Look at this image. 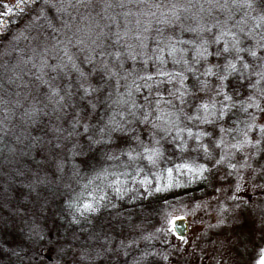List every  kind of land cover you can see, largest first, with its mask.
<instances>
[{
  "label": "rangeland",
  "instance_id": "374dc122",
  "mask_svg": "<svg viewBox=\"0 0 264 264\" xmlns=\"http://www.w3.org/2000/svg\"><path fill=\"white\" fill-rule=\"evenodd\" d=\"M53 3L49 7L45 0H0V264H255L264 247V49L258 47L264 42V0ZM74 27L102 28L104 33L108 70L95 61L81 64L96 89L89 96L78 89V74L41 68L49 54L62 57L56 42L71 38ZM221 29L234 32L245 49L235 60L237 70H228L223 82L219 76L225 74L226 61L235 59L234 49L209 57L211 65H221L209 76L203 75L204 62L191 73L182 63L175 64L167 51L163 65L155 58L156 46L164 47L171 36V42L187 50L184 56L191 63L195 44L183 41L198 44ZM144 36V55L132 61L127 46L140 51ZM225 39L234 42L231 36ZM222 46L211 45L210 50ZM116 51L122 53L120 58ZM145 56L152 57L147 65ZM121 61L124 68L108 75ZM245 63L250 67L245 69ZM134 66L133 75L126 76L124 69ZM157 67L172 74L184 71V85L156 76ZM145 68L153 75V95L159 89L176 106L180 130L166 141L146 143L148 152H131L136 148L132 134L113 131L115 124L109 121L115 116L123 122L119 112L127 109L129 90L137 103H144L146 96L153 99L142 87L144 80H136L138 92L131 83ZM201 81H207L206 86ZM221 83L223 93L217 96ZM50 85L58 87L60 95L70 92L71 98L58 105V97L49 99ZM178 87L188 92L185 104L168 96ZM202 87L205 91H197ZM224 94L231 99L225 100ZM252 96L260 108L249 107ZM213 97L221 103L213 104ZM201 103L209 104L207 111ZM222 105H227L223 117L218 115ZM179 108H184L183 114ZM209 112L210 122H202L200 117ZM81 118L90 125L87 134L80 125L74 132L73 124ZM89 136L100 143H92ZM151 149L159 154L149 159ZM105 151L119 158L106 160ZM183 164L190 167H179ZM177 218L186 221L183 236L174 231Z\"/></svg>",
  "mask_w": 264,
  "mask_h": 264
},
{
  "label": "snow or ice",
  "instance_id": "6c2138e0",
  "mask_svg": "<svg viewBox=\"0 0 264 264\" xmlns=\"http://www.w3.org/2000/svg\"><path fill=\"white\" fill-rule=\"evenodd\" d=\"M45 4L49 7L55 6L53 3V0H45ZM11 10V9H9ZM59 10V9H58ZM44 11V8H41V12ZM173 15L175 16L176 13L173 11ZM177 19H179V17H177ZM188 31H193L195 32L196 29L195 28H190L187 29ZM201 31H204L205 29L201 28ZM208 31H211V29H208ZM231 36L233 38V43L230 44L228 42V40L225 39V36ZM117 39H119V37H117ZM262 40H264V37L261 38ZM169 43H167L164 47H161L159 45L156 46V50L158 49V51H156V60L160 61L161 65H163L164 58H163V53L165 51H167V54L169 57L172 58L173 62L175 64H183L186 68V70L188 72L191 73H196L198 72V69L195 67L196 64H200L201 62H204V64L206 65L205 67V71H204V76H209V75H213V67L216 68H220L221 65L216 64V65H211L209 63V57L215 55L216 57H222L225 54L230 53L231 49H234L236 52V56L234 60H227L225 65L223 66L225 69V74L220 75L219 76V80L221 82H223L224 80H226L227 77V72L228 70L231 71H236L237 70V65L235 63V60H240L241 57L239 56V53L242 51H245V49L240 47V42L239 40L236 39V34L234 32L228 31L227 29H221L216 35H214L211 39H207V38H201L200 42L198 44L195 43V41H183V43H187V44H195V50L193 51L192 55L194 57V60L190 63V61L188 59L185 58L184 53L187 51L185 48H180L178 47L177 43H173L171 42L173 40V38L170 36L168 38ZM221 42H223V46L222 48H217L214 52L212 50H210L211 45H220ZM57 44H60L62 49H63V55L61 56H55L52 54H49L46 58H42L43 59V63L41 65V68H51L53 71H57L58 69L63 71V73L65 75H69L70 73L74 72L76 74H78V80L80 81L77 85L78 89L81 90L84 94V96H89L91 95L96 89L93 87L92 83L89 81L88 77H89V73L84 70L81 67L82 62L79 60L78 62V56H77V51H79L78 46L82 45L84 43V41L82 39H80L79 37L75 38V42H73L72 39H68L65 42L59 41L57 40L56 42ZM258 47L261 49H264V42H261L258 44ZM47 51V49L45 50ZM249 54L252 57H256L257 56V52L255 50H248ZM53 52H55V47L53 46ZM179 54V55H178ZM101 55H105V52H101ZM108 55H112L111 53H109ZM116 58H120L122 56V53L120 51H116L114 53ZM134 55H133V59H134ZM55 60V63H51L49 64L48 61L49 60ZM96 57L95 55H93L92 57H90L88 63L90 65L93 64V62L95 61ZM152 57H144V63L145 65H147V62L149 60H151ZM102 68L108 70V65L107 63L102 64L101 65ZM243 67L245 69L249 68L250 66L245 63L243 65ZM120 68L123 69L124 68V64L123 61L120 62ZM146 69V68H145ZM93 71H95V67H93ZM111 74L112 75H116V71L115 68L113 67L111 70ZM260 73H257V75H259ZM155 75L159 76V77H166L167 78V82L168 83H172L173 81H176L179 85H184V81L187 79V76H185L184 71H180V72H176L175 74L169 73L168 71H165L162 67H157L155 70ZM261 79H264V76H261ZM136 80H144L145 82L143 83L142 87L144 88H148L151 89L152 88V82H153V75L149 74L147 72V70L144 71L143 75H137L135 77V79L131 82L132 86H134L137 91H140L141 85L136 84ZM47 81H42V83H46ZM156 83H161L159 81H156ZM202 85L207 84V81H201ZM68 88H71L72 85L69 84L67 85ZM219 90L216 94H222L223 93V88L224 85L223 83H221L220 85H218ZM51 95L49 97V99H53L54 97H58L59 99L56 100L55 102L59 105L62 101L65 100L66 97L71 98V93L70 92H65L64 95H60V89L58 87L55 86H51ZM203 88V87H202ZM204 89V88H203ZM177 93H180L178 96L180 97V103L183 104L185 103V100L183 99L184 96L188 95L187 91H181V88H175ZM129 94H131L130 90H129ZM261 95H264V89H261ZM224 99L225 100H230L231 97L228 96L227 94H224ZM249 100L251 101V103L249 104V107H253L255 106L256 108H260L259 104L255 103V96L249 97ZM93 108H95V105H91ZM201 108L205 109V111H207V109L209 108V104L207 103H201L200 105ZM214 107V105H213ZM227 107V105H222V108L220 110V112L218 113L219 116L223 117L225 115L223 108ZM35 111V109H34ZM82 119H76L74 124H73V129L75 132V128L77 125L82 126L83 128V132L85 134H87L90 130V125L86 122V120L82 123ZM252 123H255V117L252 116L251 117ZM206 122H210V121H206ZM109 123H114L116 124V121H109ZM248 128L252 127V124H249L247 126ZM261 132L262 134H264V125H261ZM58 131L62 130V129H57ZM188 131V133L191 135V128H187L186 129ZM105 130L103 128L100 129V132L103 133ZM221 131H223V129H221ZM200 135H208L207 133H201ZM243 137L244 143L248 142V132L245 131L243 133ZM102 138V137H101ZM200 138V136H197L196 139L198 140ZM89 141H91L92 143H97L98 141L93 139V137L89 136L88 137ZM220 143H223V141H220ZM57 147H59V145H57ZM203 151H205L206 153L210 152L209 146L207 144H201L199 146ZM145 152H148L149 149L146 147L144 149ZM152 152V156H149V159H152L153 156H157L158 150L157 149H151ZM129 155H131V153H129ZM230 167H234L233 165H229ZM179 167L182 168H189L190 166L188 164H183L180 165ZM201 167H203L201 165ZM169 174L171 175L172 169H168ZM85 207H90V205H85ZM169 223H171V221H169ZM181 239H183V237H181ZM166 259V257H165ZM255 264H264V247L259 248L258 251V256L256 257L255 260Z\"/></svg>",
  "mask_w": 264,
  "mask_h": 264
},
{
  "label": "clouds",
  "instance_id": "9594fccd",
  "mask_svg": "<svg viewBox=\"0 0 264 264\" xmlns=\"http://www.w3.org/2000/svg\"><path fill=\"white\" fill-rule=\"evenodd\" d=\"M171 7L174 8L176 7V5H172ZM214 7L219 6L216 5ZM153 18H155L154 14ZM105 27H107V25H105ZM144 31L147 32V29L145 28ZM103 35L104 33L102 28L98 30H93L88 28L74 27V31L72 32L71 38H68L66 36L65 41H67L68 39H72L73 42H75L76 37L82 39L84 43L78 46L79 51H77V56L82 62V64L90 65L88 61L90 57L95 55V63L101 66L102 64L107 63V57L105 55H101V52L103 51L102 48L105 44ZM146 41L147 36H144L140 45L138 46L140 48V51H135L134 46L132 44H129L126 49L127 57L132 61H136L138 56H143V49L146 47ZM156 51H158V49ZM133 55L135 57L134 59ZM99 57H104V59L100 60ZM112 67L120 68V62H117ZM135 71V66L132 70L124 69L125 75L128 77H131L133 75V72ZM108 75H112L110 70L108 71ZM135 91L138 92L136 88ZM197 91H205V89L197 88ZM130 92L131 94H129L128 92L129 100L124 102L127 104V109L125 111L119 112V115L123 122L121 123L116 121L117 123L115 124V128H113L112 130L116 131L118 129L122 133L132 134V138L136 142V148H133L131 152H135L137 148L144 150L146 148V143H159L160 141H166L173 131L179 132L180 129L177 128L175 124L176 112L173 111L176 106L172 103L171 99L165 100L163 94L160 92L159 89L155 91L154 95L153 90L149 89L148 95L153 96V99L149 100L146 96L144 99V103H137L136 97L132 94V91ZM192 95H195V93H193ZM216 95L218 96L219 94ZM168 96L173 97L176 100H180V97L177 95L175 89L169 91ZM98 102L103 103V101ZM212 103L219 104L221 103V101L215 100V98L213 97ZM126 112L127 115L125 114ZM179 112L183 114L184 108H179ZM211 115H213V113L209 112L205 116L200 117V120L202 122H206L208 120V117ZM186 119L191 120L192 117L187 116ZM110 121H115V116L110 117ZM145 133H147L146 140L142 139ZM175 138L176 137H172L171 139L175 140ZM97 141L98 142L96 144L100 143L99 140ZM105 158L106 160L115 161L119 157L115 152L105 151Z\"/></svg>",
  "mask_w": 264,
  "mask_h": 264
},
{
  "label": "water",
  "instance_id": "95a60500",
  "mask_svg": "<svg viewBox=\"0 0 264 264\" xmlns=\"http://www.w3.org/2000/svg\"><path fill=\"white\" fill-rule=\"evenodd\" d=\"M187 224L185 219L177 218L173 221V228L179 236H183L186 232Z\"/></svg>",
  "mask_w": 264,
  "mask_h": 264
}]
</instances>
